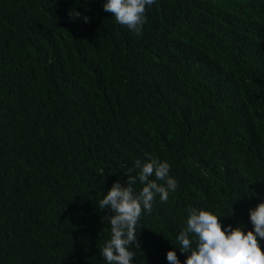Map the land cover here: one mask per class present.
<instances>
[{
  "label": "trees",
  "instance_id": "obj_1",
  "mask_svg": "<svg viewBox=\"0 0 264 264\" xmlns=\"http://www.w3.org/2000/svg\"><path fill=\"white\" fill-rule=\"evenodd\" d=\"M104 2L0 0V264H107L98 202L138 159L177 187L134 264H170L190 208L251 229L264 199V0H155L141 33Z\"/></svg>",
  "mask_w": 264,
  "mask_h": 264
},
{
  "label": "clouds",
  "instance_id": "obj_2",
  "mask_svg": "<svg viewBox=\"0 0 264 264\" xmlns=\"http://www.w3.org/2000/svg\"><path fill=\"white\" fill-rule=\"evenodd\" d=\"M155 0H105L103 8L113 13L116 20L136 33H141L147 20L146 6ZM75 17L80 12L74 10ZM72 17V14L69 12ZM88 22L89 17L84 16ZM136 175L124 186L119 180L113 183L98 204L109 206L113 214L109 217L110 237L101 248V255L107 264H134V242H137V225L142 212L150 211L154 197L159 194L161 201H167L169 192L175 191L177 181L170 175L171 165L159 158L147 161L136 160ZM131 173V170H130ZM155 177L153 179L152 177ZM137 181L142 185L134 188ZM232 214V213H231ZM204 208H190L185 226L177 234L178 247L166 253L170 264H264V199L249 209L252 228L245 225H223L220 217ZM185 255L181 261L176 249Z\"/></svg>",
  "mask_w": 264,
  "mask_h": 264
}]
</instances>
